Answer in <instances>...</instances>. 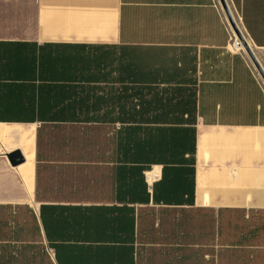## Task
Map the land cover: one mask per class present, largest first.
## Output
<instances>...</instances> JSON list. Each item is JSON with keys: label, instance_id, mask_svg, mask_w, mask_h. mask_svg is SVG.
I'll return each mask as SVG.
<instances>
[{"label": "crops", "instance_id": "0c3cea01", "mask_svg": "<svg viewBox=\"0 0 264 264\" xmlns=\"http://www.w3.org/2000/svg\"><path fill=\"white\" fill-rule=\"evenodd\" d=\"M227 2L264 71V0ZM233 41L218 0H0V206L41 264H264V82ZM188 94L191 124L134 121Z\"/></svg>", "mask_w": 264, "mask_h": 264}, {"label": "rangeland", "instance_id": "374dc122", "mask_svg": "<svg viewBox=\"0 0 264 264\" xmlns=\"http://www.w3.org/2000/svg\"><path fill=\"white\" fill-rule=\"evenodd\" d=\"M36 230L28 207L0 206V264H41L31 245Z\"/></svg>", "mask_w": 264, "mask_h": 264}, {"label": "trees", "instance_id": "16d2710c", "mask_svg": "<svg viewBox=\"0 0 264 264\" xmlns=\"http://www.w3.org/2000/svg\"><path fill=\"white\" fill-rule=\"evenodd\" d=\"M164 96L154 95L149 100L148 105L142 110L135 111L134 121L137 123L138 121H142L143 118L145 121H149L150 123H158L159 121H173V117L176 114L177 120H182L183 124H191L194 121L195 115V99L193 95H182L177 96V105L173 104L175 96H165V104H162ZM121 113V112H120ZM124 117L126 112H122ZM185 115L187 118H185ZM181 116V118H180ZM130 119V117H129ZM124 120H126L124 118ZM183 143L182 149L184 154L189 153L190 155H194L195 153V132L194 129L184 128L183 129ZM184 162L186 160L184 159ZM190 164H194V158L190 159Z\"/></svg>", "mask_w": 264, "mask_h": 264}, {"label": "water", "instance_id": "95a60500", "mask_svg": "<svg viewBox=\"0 0 264 264\" xmlns=\"http://www.w3.org/2000/svg\"><path fill=\"white\" fill-rule=\"evenodd\" d=\"M220 3V6L223 10L224 16L227 20L228 25L230 26L231 30L233 31L235 37L237 38V40L239 41L241 47L243 48V50L245 51V53L247 54V56L249 57V59L251 60L252 64L254 65L256 71L258 72L259 76L261 77V79L264 82V71L262 69V67L260 66L252 48L249 46L246 38L244 37L241 29L239 28L236 19L230 9V6L227 2V0H218ZM7 159L9 161V164L12 167H17L21 164H23L25 162V157L24 155L20 152V151H15L11 154H7Z\"/></svg>", "mask_w": 264, "mask_h": 264}, {"label": "bare ground", "instance_id": "6f19581e", "mask_svg": "<svg viewBox=\"0 0 264 264\" xmlns=\"http://www.w3.org/2000/svg\"><path fill=\"white\" fill-rule=\"evenodd\" d=\"M233 36H234V41L232 42V46H233L234 48H237V49H241V50H242V47H241L239 41L237 40V38L235 37L234 33H233ZM148 176H149V178H151L152 174H149V173H148ZM147 178H148V177H147Z\"/></svg>", "mask_w": 264, "mask_h": 264}, {"label": "built area", "instance_id": "2783aa9c", "mask_svg": "<svg viewBox=\"0 0 264 264\" xmlns=\"http://www.w3.org/2000/svg\"><path fill=\"white\" fill-rule=\"evenodd\" d=\"M242 49H243V48H242ZM145 176H148V175L146 174ZM152 178H154V177L152 176Z\"/></svg>", "mask_w": 264, "mask_h": 264}]
</instances>
